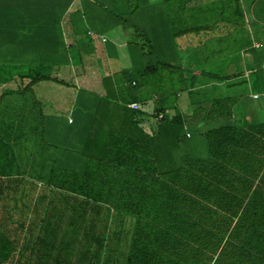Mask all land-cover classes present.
<instances>
[{"label":"trees","instance_id":"obj_1","mask_svg":"<svg viewBox=\"0 0 264 264\" xmlns=\"http://www.w3.org/2000/svg\"><path fill=\"white\" fill-rule=\"evenodd\" d=\"M259 13L254 24L261 27ZM237 32L236 54L250 50L263 80L264 41L253 31L245 36L241 21ZM146 68L156 70L159 83L163 72L180 88L203 82L167 61ZM235 76L213 77L210 92L195 93L199 123L197 114H165L164 103L177 93H149L161 100L151 136L134 114L131 126L111 122V110L102 122L63 123L67 107L74 117L90 109L82 95L125 107L140 100L139 91L75 95L69 89L80 75L64 65L50 74L8 76L0 83V264H264V122L251 112L237 117L235 97H223L220 82ZM45 95L59 104L50 115ZM187 122L207 138V154L175 161L169 150L181 143ZM48 127L57 132L50 140Z\"/></svg>","mask_w":264,"mask_h":264},{"label":"crops","instance_id":"obj_2","mask_svg":"<svg viewBox=\"0 0 264 264\" xmlns=\"http://www.w3.org/2000/svg\"><path fill=\"white\" fill-rule=\"evenodd\" d=\"M249 1L251 9L261 12L262 26L254 21L248 24H252L253 37L263 42L264 0ZM238 11L237 0L234 7L231 0H0V69L25 70L6 73L9 76L34 75L33 68H37L38 74H50L64 65L69 67L71 75H80L74 83L70 81L74 86L69 90L75 95L80 89L106 91L115 98L121 92L139 91L140 100L131 102L138 104L137 109L131 103L123 107L119 99H112L111 106L107 101L95 103L91 96L82 95L90 109L81 110L74 117L72 105L67 107L70 110H63L66 115L63 123L68 126L80 122L91 124L94 120L102 122L114 113L111 122L125 128L132 125L134 114L139 127L151 136L158 123L151 114L161 100L149 93L158 89L177 93L164 103L165 114L173 117L179 113L189 119L195 117L199 107L195 93L210 92L208 86L214 85L213 77H232L238 73L237 54L231 48L238 38L240 21L245 23ZM89 39H102L105 44L99 49ZM253 43L260 45L258 40ZM73 47L78 51L75 62L70 55ZM222 52L225 58L221 62ZM249 55L253 63L254 58ZM158 61L180 66L184 76L195 72V82L199 78L203 82L189 84L184 89L171 83L168 73L163 72L159 83L156 70H144ZM251 67L252 72L260 74L253 64ZM233 83L234 79H225L219 86L229 88ZM51 88L63 92L68 87ZM224 90H221L223 97L231 96L227 94L230 90ZM210 97L213 96L207 98ZM249 97L259 98L256 94ZM40 98L46 103L45 113L50 115L52 108H59L51 95ZM116 100L122 106L115 104ZM205 100L203 107L207 108L210 102ZM199 116L204 115H196L197 123L202 122ZM209 122V119L204 121ZM130 131L140 136L138 128Z\"/></svg>","mask_w":264,"mask_h":264},{"label":"rangeland","instance_id":"obj_3","mask_svg":"<svg viewBox=\"0 0 264 264\" xmlns=\"http://www.w3.org/2000/svg\"><path fill=\"white\" fill-rule=\"evenodd\" d=\"M236 0H231V5L232 7L235 6ZM237 8H238V14L239 17L243 18L242 22L244 23V27L246 29V34L245 36L248 37V32L251 33L253 31L252 29V24L251 26L248 24L249 21H257L258 20V15L260 16L259 12H253L255 9H251V2L249 0H244L240 1L237 0ZM256 8V6H255ZM259 13V14H258ZM89 40H94V44L96 48L101 49L102 46H104V42L102 39H89ZM249 39H246V41ZM231 48L234 50L235 44L234 42L231 43ZM78 51L73 47L72 51H70V55H72V59L75 62L78 57ZM250 50L246 52H240L239 55V69H238V75L237 77H234V85L232 87H224L222 86V89H225L226 91L230 90L231 96H235L236 99V104L234 108V112L237 114V117L239 115H243L245 113H250L251 115L255 114V117L257 120H264V79L262 80L259 78L258 74L256 72H252L251 66L252 63L249 61V55ZM236 56V57H237ZM64 61V60H62ZM251 64V65H250ZM251 69V70H250ZM18 71H25V70H19V69H12V70H1L0 69V83H3L5 79L9 76L6 75V73H11L13 74L14 72ZM46 71H49L46 69ZM32 72L37 74L38 70L37 68H33ZM246 74V75H245ZM224 90V91H225ZM233 94V95H232ZM236 94V95H235ZM251 94H256L257 97L259 98H251ZM11 99V97H10ZM16 98H14V101ZM10 103L9 98H5L4 100V105H9ZM185 130H184V136L178 134V141L176 142H181L180 144L174 145V147L171 148L170 154L172 153L173 155V160L176 159L175 161L178 160V157L181 156L182 154L188 153L191 156H196V157H203L204 155L207 154V138L203 136L201 133V130L199 131L197 128V125L187 122L186 125H184ZM209 128L211 125H203L201 128ZM57 131L60 133V125L57 126ZM178 132H176L177 134ZM51 134V135H50ZM57 134L56 130L52 127H48V133L46 135V138L50 140L49 137L54 138L55 135ZM175 134V135H176ZM104 135L101 136L103 138ZM177 139V138H176ZM159 162V159H158ZM161 163V162H160ZM163 163H161V166ZM164 166V165H163ZM261 183L264 185V177L261 179ZM131 223L128 222L127 228H130Z\"/></svg>","mask_w":264,"mask_h":264},{"label":"built area","instance_id":"obj_4","mask_svg":"<svg viewBox=\"0 0 264 264\" xmlns=\"http://www.w3.org/2000/svg\"><path fill=\"white\" fill-rule=\"evenodd\" d=\"M255 46L256 47H258V44H255ZM130 106L132 107V108H134V109H137V108H139V106H138V104L137 103H131L130 104ZM159 117H162V114H160V116ZM70 121H71V119H70Z\"/></svg>","mask_w":264,"mask_h":264}]
</instances>
